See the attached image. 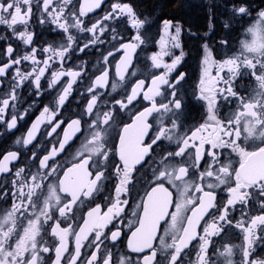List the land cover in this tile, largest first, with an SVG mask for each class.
<instances>
[{
	"label": "snow or ice",
	"instance_id": "1",
	"mask_svg": "<svg viewBox=\"0 0 264 264\" xmlns=\"http://www.w3.org/2000/svg\"><path fill=\"white\" fill-rule=\"evenodd\" d=\"M104 4L0 0V25L24 46L18 51L0 35V124L16 129L36 98L55 90L14 142L32 146L28 158L18 150L0 155V202L9 205L0 209V264H217L214 255L219 264H264L257 252L264 248V8L238 51L217 59L202 45L193 98L204 112L189 126L186 74L176 72L187 55L182 26L162 21L160 51L150 56L162 71L133 81L129 69L151 21L129 0L89 16ZM225 7L235 20L253 14L248 0ZM33 18L62 40L37 46ZM219 44L228 47L226 39ZM86 49L98 52L95 72L83 59L64 67ZM244 79L254 83L251 91L237 84ZM77 84L85 100L79 117L57 119ZM224 104L231 107L221 115ZM225 229L237 230L241 243L219 250L213 238Z\"/></svg>",
	"mask_w": 264,
	"mask_h": 264
},
{
	"label": "flooded vegetation",
	"instance_id": "2",
	"mask_svg": "<svg viewBox=\"0 0 264 264\" xmlns=\"http://www.w3.org/2000/svg\"><path fill=\"white\" fill-rule=\"evenodd\" d=\"M113 2H115V0H105V4L102 5L101 9H98L96 13H90L89 16L97 17L101 15L102 10ZM129 2L134 6L137 13L141 15V18L147 16L151 21V23L146 24L145 28L142 30L143 33H146V45L141 46V48L137 50V55L133 60L135 68L129 69L130 72H136V75L131 77V80L134 81L137 78L144 79L150 76L154 71H162V69L157 70L151 67L152 62L150 56L160 51L157 42L163 34L162 21L167 19L171 20L174 24L178 23L182 26L180 40L183 45V50L187 53L184 61L176 69V72H183L186 74L185 81L182 82V92L185 98L183 121L189 126L201 122L204 109L202 103L193 98V92L201 74L200 60L204 52L202 45L204 43L209 44L217 59H220L225 52L231 55L238 51L240 48V41L251 38L246 32V29L254 22L253 17H255L256 11L264 8V0H248L253 6L252 17H245L239 20L231 18L228 8L225 7V5L230 6V0H129ZM210 6L212 8L211 20L209 16ZM225 22L229 24L228 28L224 27ZM32 23L34 28L30 30H34L35 32L34 43L37 44V46H47L48 43H55L62 40V35L60 33L51 31V25L41 26L36 23L35 18H33ZM210 24L212 25L211 28ZM133 31L134 30L129 26V34H132ZM190 33H194V35ZM205 33H208V35H205ZM0 35L7 36L9 40L12 41L13 47L17 48L18 51L24 49L22 42L12 40L11 32L6 26L0 25ZM221 39H226L228 41L227 48L220 47L219 41ZM4 46L5 41L0 40V52H2ZM103 47L105 46H102V48ZM86 53L87 54L79 53L74 55L73 59L66 63L64 67L68 68L73 64H78L80 59H83L88 62L87 72L92 74L96 71V69L93 68V64L98 59V52L96 49H86ZM175 54L179 55V49L175 50ZM164 59L166 62H171L170 57H165ZM173 75H175V73ZM67 79L69 78H63V80ZM112 79H114V70L110 71V83ZM87 83L88 81L85 80L84 84ZM125 83H127V78ZM237 84L246 91H251V89L255 87L250 79L237 81ZM42 86L46 87L45 80H42ZM77 88L79 91L76 90ZM80 91H83V85H74V91L64 107L60 110V115L57 119L62 118L67 121L69 118L79 117L85 104L84 98L80 96ZM24 95L27 96V92H25ZM45 95L47 99H45L44 96L36 98L38 101L37 108L33 110L30 116H26L24 120L19 121L16 129L8 131L4 124H0V133H2V135H0V155H3L7 150H18L21 153L22 160L28 158L30 155L29 150L32 146L29 145L27 148H24L16 145L14 142L17 138L26 133L31 122L35 119L36 115H38L39 110L52 100L55 95V90H53L51 95L48 93ZM31 99L32 97H28L27 102H31ZM24 106H26V104ZM230 107V105L224 104L221 109V115H224ZM85 119H87V117ZM42 136L43 128L41 129V133L37 136V140L40 141ZM233 159L235 160L236 158L233 157ZM7 207H9L8 204L0 202V209ZM236 215H238V213ZM129 218H131L130 211ZM123 239L122 237V240ZM213 242L216 244L217 249L222 250V245L225 244L239 245L241 243V236L237 230L225 229L219 237L213 238ZM49 243H52V238H49ZM125 244H121V248H125ZM209 251L211 252V249ZM257 252L264 253V248H258ZM48 255H51V253ZM188 259L194 260V253L190 254ZM220 259L222 258H218L215 255L213 256V260H215L217 264H219ZM235 259L239 260V255H236Z\"/></svg>",
	"mask_w": 264,
	"mask_h": 264
}]
</instances>
